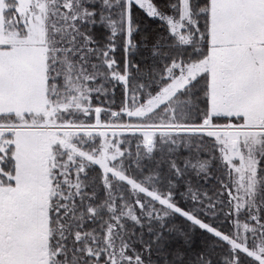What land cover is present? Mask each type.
<instances>
[{
	"label": "snow or ice",
	"instance_id": "1",
	"mask_svg": "<svg viewBox=\"0 0 264 264\" xmlns=\"http://www.w3.org/2000/svg\"><path fill=\"white\" fill-rule=\"evenodd\" d=\"M0 264H264V0H0Z\"/></svg>",
	"mask_w": 264,
	"mask_h": 264
}]
</instances>
